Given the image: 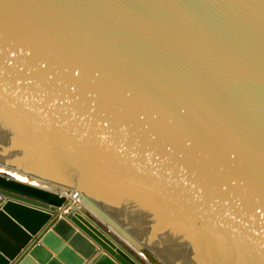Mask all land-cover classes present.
<instances>
[{"label": "water", "instance_id": "water-1", "mask_svg": "<svg viewBox=\"0 0 264 264\" xmlns=\"http://www.w3.org/2000/svg\"><path fill=\"white\" fill-rule=\"evenodd\" d=\"M136 256L264 264V0H0V264Z\"/></svg>", "mask_w": 264, "mask_h": 264}, {"label": "crops", "instance_id": "crops-1", "mask_svg": "<svg viewBox=\"0 0 264 264\" xmlns=\"http://www.w3.org/2000/svg\"><path fill=\"white\" fill-rule=\"evenodd\" d=\"M142 259V258H141ZM138 261H140L141 263H143V264H147V262H148V260H147V258H145V260L143 259L142 261L140 260V259H137ZM149 263V262H148ZM149 264H155V263H153L152 261H151V263H149Z\"/></svg>", "mask_w": 264, "mask_h": 264}, {"label": "rangeland", "instance_id": "rangeland-1", "mask_svg": "<svg viewBox=\"0 0 264 264\" xmlns=\"http://www.w3.org/2000/svg\"><path fill=\"white\" fill-rule=\"evenodd\" d=\"M128 249V248H127ZM133 256H135V255H133ZM136 257H138L137 259H140L141 261L144 259L145 260V256H136ZM140 257V258H139ZM142 258V259H141ZM147 264H149L148 262H147Z\"/></svg>", "mask_w": 264, "mask_h": 264}, {"label": "bare ground", "instance_id": "bare-ground-1", "mask_svg": "<svg viewBox=\"0 0 264 264\" xmlns=\"http://www.w3.org/2000/svg\"><path fill=\"white\" fill-rule=\"evenodd\" d=\"M18 179H21L22 177H20V176H16ZM24 180V179H23ZM75 204V206H77V203H74ZM78 207V206H77Z\"/></svg>", "mask_w": 264, "mask_h": 264}, {"label": "built area", "instance_id": "built-area-1", "mask_svg": "<svg viewBox=\"0 0 264 264\" xmlns=\"http://www.w3.org/2000/svg\"><path fill=\"white\" fill-rule=\"evenodd\" d=\"M74 203H76V202L74 201Z\"/></svg>", "mask_w": 264, "mask_h": 264}]
</instances>
